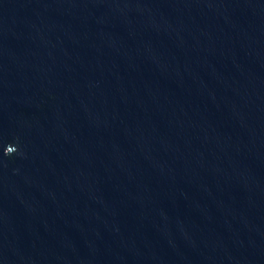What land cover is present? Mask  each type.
<instances>
[{"label": "water", "instance_id": "95a60500", "mask_svg": "<svg viewBox=\"0 0 264 264\" xmlns=\"http://www.w3.org/2000/svg\"><path fill=\"white\" fill-rule=\"evenodd\" d=\"M0 264H264V0H0Z\"/></svg>", "mask_w": 264, "mask_h": 264}, {"label": "clouds", "instance_id": "9594fccd", "mask_svg": "<svg viewBox=\"0 0 264 264\" xmlns=\"http://www.w3.org/2000/svg\"><path fill=\"white\" fill-rule=\"evenodd\" d=\"M18 149L13 145H8L5 148V155H12L15 153Z\"/></svg>", "mask_w": 264, "mask_h": 264}]
</instances>
